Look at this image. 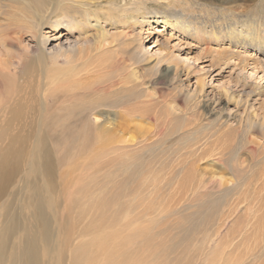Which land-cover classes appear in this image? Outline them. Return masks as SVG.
<instances>
[{
    "label": "bare ground",
    "instance_id": "bare-ground-1",
    "mask_svg": "<svg viewBox=\"0 0 264 264\" xmlns=\"http://www.w3.org/2000/svg\"><path fill=\"white\" fill-rule=\"evenodd\" d=\"M167 1L149 8L157 1L0 0V264H214L210 255L193 261L194 254H183L201 246L203 239L195 236L206 237L205 228L223 214L227 232L219 247L227 251L220 264L264 260L252 253L247 241L244 258L233 262L230 253L248 234H256V249L264 246V174L254 173L264 167V148L256 149L257 142L249 138L259 123L250 118V93L237 96L241 117L235 127L226 121L217 128L198 125L192 121L199 116L191 105L182 110V126L183 120H178L169 127L179 117L164 115L162 105L143 90L162 85L182 94L177 85L181 73L173 65V51L180 44L198 51L195 64L202 67L192 70L193 62L188 61L182 76L203 71L201 80L196 78L193 99L189 96L208 112L217 103L204 96L209 73L217 71L213 78L218 79L228 74L234 89L247 80V73L263 80L264 62L258 59L264 57V13L240 20L209 4L195 8L188 0ZM23 29L37 38L38 46L57 41L54 47L61 55L75 57L92 47L101 67L88 74L92 77L81 89L76 88L80 82L60 85L58 77H52L46 89L39 84L20 86L41 80L26 75L21 81L12 74L10 49L20 42L11 40ZM54 31L56 37L48 40ZM108 39H122L130 46L125 61L133 65H146L155 49L159 54L152 67L164 68L157 72L159 78L143 82L124 63L118 76L109 75L106 69L118 65L101 62ZM225 91L233 99L231 90ZM126 117L154 122L153 132L126 136L121 129ZM247 145L249 161H241L239 152ZM214 157L231 172L224 180L195 169L198 162ZM163 167H181L165 187L173 201L189 202L185 209L195 203L193 213L162 207ZM214 189L222 190L221 196L208 194ZM179 248L180 255L172 259Z\"/></svg>",
    "mask_w": 264,
    "mask_h": 264
},
{
    "label": "rangeland",
    "instance_id": "rangeland-1",
    "mask_svg": "<svg viewBox=\"0 0 264 264\" xmlns=\"http://www.w3.org/2000/svg\"><path fill=\"white\" fill-rule=\"evenodd\" d=\"M100 1L104 2L106 0H100ZM150 1H157V5L154 3L148 4L149 8L160 7L162 5L168 4L167 0H150ZM188 1L193 3L195 8H199L198 6H201V4H209L210 8L212 9L214 8V9H220V10H224V9L229 10L231 15H238L240 17V20H244L245 18L250 17V16L257 17L260 12L264 13V0H208V1L207 0H197V1L188 0ZM107 29H110V28L107 27ZM24 30H27V29H23L20 36L12 37V40H11V43L20 42V45L17 44L16 48L10 49V52L12 53V58L10 59V68L12 69V74L14 75L15 78L21 81H23V79H26V75H32L36 80H39V79L41 80L36 81L35 83H29V82L24 81L20 84V86H24V83L26 87H28L29 85L37 86L39 84L41 88L43 87L44 89H46L50 87V85H47V84L50 82L51 78L58 77L60 79V85L63 83H67L70 86H74L77 82H80L81 86H77L76 88L81 89L82 86L87 85L86 81L92 77L91 75H88V74L91 71L95 70V67H101L100 61L96 60V52L92 51V47L86 46L83 49L82 53L75 57L74 56L70 57L71 55H61V53L59 52V49L57 47H54L57 44V41L50 40V45L48 43L46 45L42 44L38 46L37 38L30 35V33H26ZM144 30H146V28H144ZM144 30L143 29L140 30V34H141V38H142L145 48H148L147 46L148 43L147 41L145 42L146 34L143 33ZM110 31L112 30L110 29ZM163 31L164 32L162 33H166V34L169 33V31L166 29H163ZM47 37H48V40L50 37H56V31L50 32V34L47 35ZM119 40L120 39H118V41L112 42L111 39H108L105 44L106 54L101 62L103 64H107L108 67L114 63L119 66V67L114 66L110 69L107 68L106 69L107 72L111 71L108 73L109 75L111 74L113 76L114 75L118 76L119 75L118 69L121 68V63H124L125 66H127L128 70L135 72V75L139 78V80L142 79L143 82L144 80L159 78V76L156 74L157 72L159 73V71H162V69L164 68L160 67L159 69L154 70L152 67L154 63L156 62L157 56L159 54V53L157 54L156 52H155L156 54H154L155 49L152 50V52H150L152 56L150 60H148L146 65L144 63L140 65L138 64L133 65L132 62L128 61L129 58L127 56L129 53V50H131L130 46L126 44H122L123 43L122 39H121L122 41L121 40L119 41ZM163 50L164 49H161L162 52ZM2 51L3 49L0 48V55ZM169 51H172V50H169ZM173 52H174V56H176V58L173 61V65L176 66L178 68V72L181 73V74H178L180 79L177 81V85L179 86L180 92L182 94H179L178 96V94L174 93L171 90V88L165 87L162 85H151V87L149 88L148 86L143 87V90L144 92H146V94H148L153 99L156 98L153 100L154 102L159 103L160 106L162 105L161 107L164 109L163 111L164 115H169V117H173V116L179 117L178 119L173 120L168 126L174 127L177 124L178 120H183L179 124V127L182 126V124L184 123L186 119V116L182 110L190 107L191 105V107L193 106L192 109L195 108L193 109L194 113L198 114L199 116V119L192 120L194 123L198 125L209 124L211 125L212 128H217V126L222 125V123L226 121V125L232 124L231 126L235 127V125L237 124L236 123L237 120L241 117V111L239 110L240 106H237V102H239V99H237V96H239L241 92H245V93L249 92L250 96L248 98L249 100L248 103L253 106L252 110L250 111V118L253 120H259V123L256 125V128L254 129L255 132L249 133V138L257 142L258 146H256V149L261 150L262 148H264V77H263V80L257 79V78L255 80L254 79L255 76L249 77L248 75L249 73H247V76H246L247 80H244L242 82L241 87L234 89L231 82H229L230 79L227 76L228 74L223 75L221 79H218V77L213 78V74L217 71L206 75V79L204 82V85H205L204 86V91H205L204 96H206L208 99L211 98L212 100L217 101L215 106H213L214 110L212 112L210 110V112L212 113V116H211L210 112H208L207 109L203 108L202 106H199V104L195 106L194 102H192L193 96L195 95V90L197 89L196 88L197 86L195 84L196 78L197 80H201V77L200 78L198 77L201 76L200 74L203 71L200 70L199 73L196 72L197 76H195V74H190L187 78L182 76L184 73L183 67L187 66L188 61L193 62V64L190 65L192 70L198 71L199 68L202 67L199 64L198 65L195 64L196 59H197L196 57L198 56V51H196L194 48L187 49L184 47L183 44H180L179 46L175 48V51ZM250 55L254 56V54H249V56ZM183 56H186V59H182ZM127 58L128 60L125 61V59ZM261 60L262 62H264V57L262 59H258L259 62ZM258 61L256 60V62ZM259 62L258 64L261 63ZM248 70L250 72V68H248L247 71ZM22 72L26 74H22ZM120 74H125V73L120 72ZM150 88H151V91H150ZM227 88L231 90L232 94L234 95L233 99H228L227 93H224V91ZM189 95L192 96V99ZM0 105L2 106V100H0ZM166 111H169V114H167ZM202 111L204 112L202 113ZM140 119H144V118L136 119L133 117L132 118L126 117L125 119L121 120V129L124 131L126 136H131V137L133 136V137L138 138L141 134L145 135L146 132H149V131L153 132L155 123L151 121H147V120H140ZM261 121H263L262 125H260ZM178 133L179 135H181L182 130H180ZM229 140L235 141V139H230V138ZM243 149L245 150H241L239 152L240 160L249 161V158H250L249 145H247ZM224 158H227L225 154H224ZM261 168L264 171V167H256L254 169L255 177L260 174H264ZM180 169L181 167H163L164 171L161 172L160 174L161 176H163V178H165V180L162 181L161 183V188L163 190L160 189V193L164 191L165 195L163 197L164 199H159V200H160L162 207H165V208L171 207L173 209H181L182 210L181 213L184 215L191 214L194 211L193 207L195 203H193V206L191 208L185 209L186 205H188L189 202L186 200H183L177 203L175 202L176 199H174L175 201H173L172 196L168 194L169 192H168L167 187H165L166 180H168L169 176L172 175V173L179 172ZM195 169L199 171V173L205 172L206 176L214 175L216 180H218L219 177H221L224 180V177L227 178L231 174V172L226 171V169L223 166H221V164L217 161L216 157L208 158V159H205L204 161L198 162L197 167H195ZM168 171L170 172L172 171L171 174ZM185 175L186 174H184V176ZM221 191L222 190L214 189V190L208 191V194L212 195L215 198H218L219 196H221ZM166 195L168 196L166 197ZM202 198L203 197H200V199ZM205 199L207 198H203V201ZM195 201L197 202L198 199L193 200V202ZM177 217L178 216L176 215V218ZM222 217H224V214L221 216L220 221L216 222L212 226H209L208 228L207 227L205 228V230L208 231L206 234V237H204V235L202 234H197L195 236V238L197 239H203L202 245L201 246L194 245L190 249L189 253L185 252L183 254L184 257L192 258V255L194 254L195 255L193 259L194 261L197 257L204 259L208 255H210V257H215L213 261L214 264L221 263V260L224 258V251L225 252L227 251V248L224 250V246L219 247V246L224 245V234L227 232L226 231L224 233V218ZM173 220H175V218L169 219L170 222H172ZM176 233L177 231H174V232L168 233L166 236L168 235L172 236L173 234L175 235ZM248 235L249 236L247 240L243 241V243H241L236 250H234L233 252H230L232 254V257L234 258V260H232L233 262L236 259H238L239 256L244 258L245 250L247 252L249 251V248L247 249V246H246V241L249 242V247L252 250V253L259 254L260 256L262 255L264 257V246L260 247L261 250L255 248V239L252 236L256 237V234L253 233L252 236L250 234ZM220 239L223 240V243ZM192 244H195V240L192 242ZM262 244H264V242H262ZM180 250L181 248L176 249L175 253L171 255V258L174 259L176 255H180ZM230 253H227V254H230ZM193 263L200 264L199 261H196ZM246 264H264V260L258 259V260L252 261L251 263H248V261H246Z\"/></svg>",
    "mask_w": 264,
    "mask_h": 264
}]
</instances>
